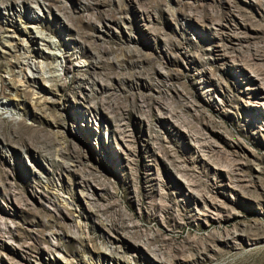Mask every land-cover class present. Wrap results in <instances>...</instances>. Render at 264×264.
Here are the masks:
<instances>
[{
  "label": "rangeland",
  "instance_id": "374dc122",
  "mask_svg": "<svg viewBox=\"0 0 264 264\" xmlns=\"http://www.w3.org/2000/svg\"><path fill=\"white\" fill-rule=\"evenodd\" d=\"M0 264H264V0H0Z\"/></svg>",
  "mask_w": 264,
  "mask_h": 264
},
{
  "label": "bare ground",
  "instance_id": "6f19581e",
  "mask_svg": "<svg viewBox=\"0 0 264 264\" xmlns=\"http://www.w3.org/2000/svg\"><path fill=\"white\" fill-rule=\"evenodd\" d=\"M6 7V6H5ZM2 8V7H1ZM69 63V62H68ZM56 70L58 71V72H60L59 73V75H63V74H65L67 71H69L70 70V67H68L67 66V64H66V61L64 60L63 62H62V64L60 65H57V68H56ZM257 79V78H256ZM256 86H257V84L256 83H254L251 87H252V89H256ZM262 88V87H261ZM261 98V97H260ZM186 182V181H185ZM184 183V182H183ZM186 184H187V182H186ZM185 184V185H186ZM224 186V185H223ZM231 188V187H230ZM188 189V188H187ZM191 194H193V193H191ZM196 196V195H195ZM199 199V198H198ZM197 202V201H196ZM217 202V201H216ZM212 205H213V203H212ZM212 205H210V206H212ZM215 205V204H214ZM219 206V205H218ZM220 207V206H219ZM205 211V210H204ZM201 214V213H200ZM220 214V213H219ZM202 216V215H201ZM210 216H212V215H210ZM214 218V217H213ZM205 219V218H204ZM201 220V219H200ZM116 258H117V256H116ZM120 258V257H119ZM122 260V259H121Z\"/></svg>",
  "mask_w": 264,
  "mask_h": 264
}]
</instances>
